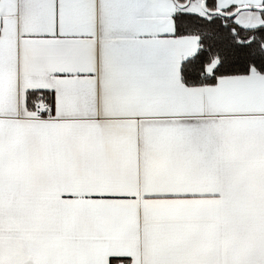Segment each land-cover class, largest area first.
<instances>
[{
    "label": "snow or ice",
    "instance_id": "6c2138e0",
    "mask_svg": "<svg viewBox=\"0 0 264 264\" xmlns=\"http://www.w3.org/2000/svg\"><path fill=\"white\" fill-rule=\"evenodd\" d=\"M0 264H264V0H0Z\"/></svg>",
    "mask_w": 264,
    "mask_h": 264
}]
</instances>
